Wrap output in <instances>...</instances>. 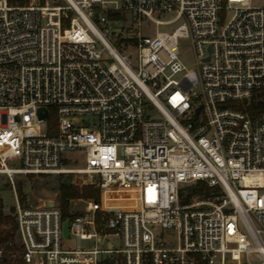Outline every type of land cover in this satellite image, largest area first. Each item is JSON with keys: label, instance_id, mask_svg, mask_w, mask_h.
<instances>
[{"label": "built area", "instance_id": "obj_1", "mask_svg": "<svg viewBox=\"0 0 264 264\" xmlns=\"http://www.w3.org/2000/svg\"><path fill=\"white\" fill-rule=\"evenodd\" d=\"M65 2L0 0V174L17 225L0 264H264V5ZM29 174L100 196L33 205L15 185ZM199 182L209 192L185 201Z\"/></svg>", "mask_w": 264, "mask_h": 264}, {"label": "rangeland", "instance_id": "obj_2", "mask_svg": "<svg viewBox=\"0 0 264 264\" xmlns=\"http://www.w3.org/2000/svg\"><path fill=\"white\" fill-rule=\"evenodd\" d=\"M61 3H66L65 0H61ZM253 5H264V0H252ZM155 16L162 19H169L174 16L173 12H156ZM145 22V32H153L155 29V24L151 22V20L147 17H143ZM177 22H173L169 25H160L159 28L161 30H171L175 26H177ZM116 32L121 31V26L119 24H114ZM191 60V55L189 56ZM43 128L46 127V123L44 122ZM27 134L32 133V130L26 129ZM68 157L67 161H64V164L74 167V166H84L85 161V152L84 151H76V152H65L64 154ZM70 157V159H69ZM67 177V175L63 176L61 174H29V175H19L15 180V185L17 192H22L19 196L24 199H28L30 203L34 204H43L46 200L53 199L56 194L60 193V183L61 181ZM72 176H70L71 178ZM77 178V177H76ZM76 181H81L80 178L75 179ZM84 186V185H82ZM181 193L186 194V196H190V199L194 196L190 195L191 187L190 184H182ZM83 197V196H82ZM95 197V196H94ZM86 198V197H85ZM14 206H15V190L13 188L12 183L10 182L8 176L4 174H0V208L3 211V214H11L14 215ZM76 211H83L84 202H80L78 205L74 207ZM15 217V216H14ZM10 225H6L5 222H0V230L5 228H9ZM166 233L169 235L170 233H176L175 230L169 229L166 230ZM66 242H74L73 238L71 240H67Z\"/></svg>", "mask_w": 264, "mask_h": 264}, {"label": "trees", "instance_id": "obj_3", "mask_svg": "<svg viewBox=\"0 0 264 264\" xmlns=\"http://www.w3.org/2000/svg\"><path fill=\"white\" fill-rule=\"evenodd\" d=\"M10 3L12 4H20L24 5L27 4L30 0H9ZM111 17L114 18H125V14L121 11H116L114 13H110ZM257 110L264 109V99L259 100L257 104ZM65 176L66 174H61ZM191 192L194 195H203L204 193L209 192V187L204 183V182H199L197 187H191ZM19 194H22V192L19 191ZM89 197V196H95L96 199L99 198L100 196V190L93 185H74L71 184L70 182L65 183L64 179L60 183V193H59V198L60 201L64 207V210H67V205H68V198L69 197ZM22 198V196H21ZM190 196H185V201H189ZM24 200V198H22ZM15 210V207H14ZM5 222L6 225H10L9 228H5L3 230H0V241L3 240L4 238H7L9 236H13L15 234L17 225L15 221L14 215L12 216L11 214H3L2 209L0 208V222Z\"/></svg>", "mask_w": 264, "mask_h": 264}, {"label": "water", "instance_id": "obj_4", "mask_svg": "<svg viewBox=\"0 0 264 264\" xmlns=\"http://www.w3.org/2000/svg\"><path fill=\"white\" fill-rule=\"evenodd\" d=\"M98 11H100V9ZM64 182L65 183L68 182V177L65 178ZM43 204H44V206H52V205H54V200H51V199L46 200ZM68 226H69V222L68 221H65V223H64V231H65V234L66 235L69 234V228H68Z\"/></svg>", "mask_w": 264, "mask_h": 264}]
</instances>
